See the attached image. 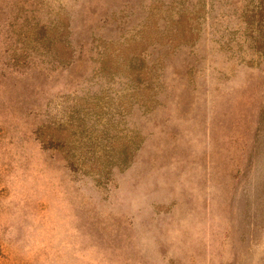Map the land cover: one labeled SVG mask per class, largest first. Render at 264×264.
Segmentation results:
<instances>
[{
	"label": "rangeland",
	"instance_id": "374dc122",
	"mask_svg": "<svg viewBox=\"0 0 264 264\" xmlns=\"http://www.w3.org/2000/svg\"><path fill=\"white\" fill-rule=\"evenodd\" d=\"M0 264H264V0H0Z\"/></svg>",
	"mask_w": 264,
	"mask_h": 264
}]
</instances>
